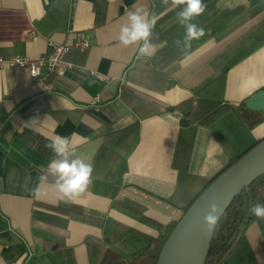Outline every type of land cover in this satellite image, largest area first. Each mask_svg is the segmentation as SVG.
I'll return each mask as SVG.
<instances>
[{
    "label": "crops",
    "instance_id": "0c3cea01",
    "mask_svg": "<svg viewBox=\"0 0 264 264\" xmlns=\"http://www.w3.org/2000/svg\"><path fill=\"white\" fill-rule=\"evenodd\" d=\"M202 3L205 34L185 49L175 36L184 5L172 0H0L4 56L36 58L78 35L91 43L72 48L74 66L47 81L25 66L0 67V264H92L103 244L123 254L159 244L190 201L264 138V113L245 105L261 117L250 125L239 110L264 88V0ZM137 8L156 17L152 55L118 40ZM23 130L69 137L93 165L87 190L66 201L50 177L34 197L55 154ZM222 264H264V219L246 226Z\"/></svg>",
    "mask_w": 264,
    "mask_h": 264
},
{
    "label": "clouds",
    "instance_id": "9594fccd",
    "mask_svg": "<svg viewBox=\"0 0 264 264\" xmlns=\"http://www.w3.org/2000/svg\"><path fill=\"white\" fill-rule=\"evenodd\" d=\"M163 3L168 4V0H163ZM179 5H184L177 16L179 24L184 28L183 46L187 49L191 46L192 40L199 39L205 34L204 29L193 21L205 11L206 6L202 0H172L173 7ZM155 25V16H149L143 8H137L128 13L127 21L119 29L118 40L124 47L139 44L138 51L141 56L152 55L155 51L152 44ZM35 121L37 120L34 118L31 122ZM45 147L55 155L48 162L46 169L37 177V187L30 190L32 195L40 198L43 193L39 185L49 184L51 177L52 187L60 198L69 202L74 201L89 186L93 172L92 163L76 157L69 137L57 135ZM220 211L215 202L209 205V210L203 217V223L209 231L216 226ZM250 212L253 216L264 219V204H253Z\"/></svg>",
    "mask_w": 264,
    "mask_h": 264
},
{
    "label": "water",
    "instance_id": "95a60500",
    "mask_svg": "<svg viewBox=\"0 0 264 264\" xmlns=\"http://www.w3.org/2000/svg\"><path fill=\"white\" fill-rule=\"evenodd\" d=\"M246 107L264 113V88L246 98ZM185 113L188 109H183ZM187 123L186 118L182 119ZM264 174V138L240 155L197 195L167 235L156 264H204L215 229L230 202L245 187ZM221 209L212 231L203 223L209 205Z\"/></svg>",
    "mask_w": 264,
    "mask_h": 264
},
{
    "label": "trees",
    "instance_id": "16d2710c",
    "mask_svg": "<svg viewBox=\"0 0 264 264\" xmlns=\"http://www.w3.org/2000/svg\"><path fill=\"white\" fill-rule=\"evenodd\" d=\"M204 5L206 7L209 6L207 4ZM199 21L200 17L197 16L193 22L198 24ZM181 28L182 29L178 28L175 31L176 37L184 35V29L183 27ZM242 105L243 106L239 108L240 113L250 125L256 124L261 120V117L254 118L252 116V112L245 107L246 99L242 102ZM19 134L24 140L36 146L42 152L50 156L54 155V153L50 149L45 147V145L50 141L40 134L30 130H23ZM193 200L190 201L186 209L190 206ZM255 203L264 204V174L254 180L249 186L245 187L230 202L215 229V234L211 242L210 250L204 264H222L224 260L228 258V256H230V254L233 252L240 239L242 238L246 226L251 221L257 218L250 212L251 206ZM69 211L74 216L86 218L83 212H78L77 210L72 211V209H69ZM177 221L178 220L173 221L169 224L166 237L171 232ZM165 239L162 240L159 244L144 248L131 254H123L117 251L110 244H103L99 249V254L97 255V257L95 258L94 256H92V264H156L160 249ZM91 241L92 238H88L89 244H91Z\"/></svg>",
    "mask_w": 264,
    "mask_h": 264
},
{
    "label": "built area",
    "instance_id": "2783aa9c",
    "mask_svg": "<svg viewBox=\"0 0 264 264\" xmlns=\"http://www.w3.org/2000/svg\"><path fill=\"white\" fill-rule=\"evenodd\" d=\"M51 49L39 57H31L24 54H13L4 56L0 54V67L5 66H25L29 69L32 78L48 80L52 74H61L65 67H73L74 63L66 59V55L72 48L86 50L90 45L89 39L82 35L76 36L72 43H61L51 41ZM101 78L105 75L96 73ZM47 87L51 88L50 82H46Z\"/></svg>",
    "mask_w": 264,
    "mask_h": 264
}]
</instances>
